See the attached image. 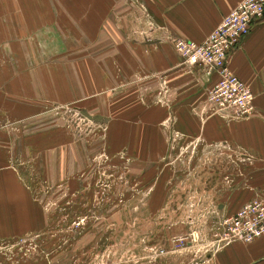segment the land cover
<instances>
[{
	"label": "crops",
	"instance_id": "1",
	"mask_svg": "<svg viewBox=\"0 0 264 264\" xmlns=\"http://www.w3.org/2000/svg\"><path fill=\"white\" fill-rule=\"evenodd\" d=\"M239 1L0 0V238L34 233L45 221L16 164L29 145L28 141L21 145V140L36 135L22 133L20 126L15 131L9 124L35 123L37 108L52 104L54 97L68 102L78 91L85 93V76H92L93 87L112 81L113 76L117 79L111 60L122 65L123 57L128 59L120 70L125 76L123 90L131 99L133 77L138 74L143 82L155 73L158 90L166 91L158 102L168 109V138L195 141L189 153L192 149L195 154L201 149L205 155L216 152L222 162L231 160L236 171L247 172L243 188L232 197L227 191L220 198L215 221L255 196H264V15L252 23L228 57L230 70L254 94L251 116L228 119L212 114L206 98L218 76L183 63L172 46L177 37L204 41ZM89 57L92 71L84 66L86 62H79L75 79L70 77L74 69L51 65L56 59ZM51 136L45 131L41 138ZM46 139L39 144L45 152ZM215 164L210 171L218 168ZM212 177L211 172L208 178ZM197 261L193 264H264V235L252 242L232 241L212 248Z\"/></svg>",
	"mask_w": 264,
	"mask_h": 264
},
{
	"label": "rangeland",
	"instance_id": "2",
	"mask_svg": "<svg viewBox=\"0 0 264 264\" xmlns=\"http://www.w3.org/2000/svg\"><path fill=\"white\" fill-rule=\"evenodd\" d=\"M92 61L51 65L74 69L75 79L77 64L86 62L91 72ZM111 61L117 79L93 87L85 76V93L68 102L54 97L37 108L35 123L9 124L36 135L21 140L29 145L16 164L45 221L34 233L0 238V264H193L212 250L217 203L245 186L247 172L216 152L189 153L195 141L168 138V109L158 102L166 91L158 90L157 75L143 82L135 75L131 99L120 74L128 59ZM206 105L218 115L207 98ZM45 131L51 138H41Z\"/></svg>",
	"mask_w": 264,
	"mask_h": 264
},
{
	"label": "built area",
	"instance_id": "3",
	"mask_svg": "<svg viewBox=\"0 0 264 264\" xmlns=\"http://www.w3.org/2000/svg\"><path fill=\"white\" fill-rule=\"evenodd\" d=\"M264 15V0H240L209 32L196 42L183 37L172 40L173 49L189 66H199L217 81L207 92V104L220 117L239 119L254 113V94L228 67V57L250 31L252 23ZM211 246L215 249L232 241L252 242L264 235V196L244 202L233 214L213 225ZM184 238L175 239L180 246Z\"/></svg>",
	"mask_w": 264,
	"mask_h": 264
}]
</instances>
